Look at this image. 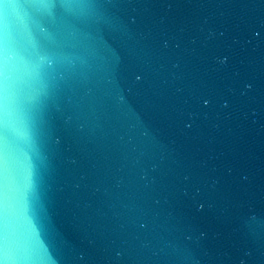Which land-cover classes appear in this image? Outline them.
<instances>
[{
    "label": "water",
    "instance_id": "water-1",
    "mask_svg": "<svg viewBox=\"0 0 264 264\" xmlns=\"http://www.w3.org/2000/svg\"><path fill=\"white\" fill-rule=\"evenodd\" d=\"M115 2L110 45L140 159L101 230L74 203L95 183L82 151L89 98L54 128L33 99L86 0H0V151L31 172L22 201L10 186L11 249L21 264H131L112 229L136 215L157 233L158 264H264V0Z\"/></svg>",
    "mask_w": 264,
    "mask_h": 264
},
{
    "label": "snow or ice",
    "instance_id": "snow-or-ice-1",
    "mask_svg": "<svg viewBox=\"0 0 264 264\" xmlns=\"http://www.w3.org/2000/svg\"><path fill=\"white\" fill-rule=\"evenodd\" d=\"M111 9H117L115 0H86L73 8V18L63 27L62 41L55 52L45 58L48 71L33 98L38 122L52 128L66 109L78 108L83 97L89 98L88 132L82 151L89 161L95 183L85 199L74 203L77 211L87 212L101 230L112 226L122 204L120 189L124 177L121 174L140 159L133 155L136 152L134 126L122 120V116L131 114L136 119V115L125 106L118 87L121 61L110 45V37L117 27L110 15ZM131 23H136L135 17ZM136 79L144 77L137 75ZM208 103L210 101L204 100L205 105ZM70 120L71 117H67L65 124ZM84 127V124L80 126L81 131ZM60 143L61 137L57 136L56 144ZM81 180H87V176H82ZM13 185L16 197L22 201L31 188L30 169L25 168L21 175L12 150L7 154L0 151V264H21L26 258L19 251H13L8 243L10 231H6L5 225L6 219L9 225L11 223V212L6 205L13 197L10 190ZM77 188L80 192L82 185L78 183ZM112 230L121 239V255L127 254L131 264H156L152 247L158 237L147 221L140 222L136 215H128L120 221L118 229Z\"/></svg>",
    "mask_w": 264,
    "mask_h": 264
},
{
    "label": "clouds",
    "instance_id": "clouds-1",
    "mask_svg": "<svg viewBox=\"0 0 264 264\" xmlns=\"http://www.w3.org/2000/svg\"><path fill=\"white\" fill-rule=\"evenodd\" d=\"M122 255H121V253H120V251H118L117 253H116V257L117 258H119V257H121ZM156 264H158V261L156 260Z\"/></svg>",
    "mask_w": 264,
    "mask_h": 264
}]
</instances>
